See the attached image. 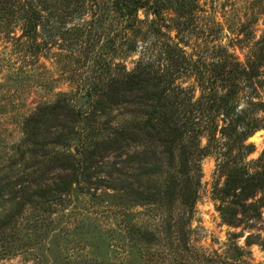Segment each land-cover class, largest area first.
Segmentation results:
<instances>
[{"label": "rangeland", "instance_id": "obj_1", "mask_svg": "<svg viewBox=\"0 0 264 264\" xmlns=\"http://www.w3.org/2000/svg\"><path fill=\"white\" fill-rule=\"evenodd\" d=\"M189 2L193 12L179 26V17L170 11L173 15L168 14L165 22L177 30L163 27L161 39L171 36L184 41L195 60L208 64L220 59L244 65L248 60L263 63L264 0ZM139 17L146 21L145 28L154 18L146 11H140ZM84 24L76 21L51 30L40 28L34 40L22 36V28L15 26L12 34L0 37V187H8L0 199V223L6 215L14 217L0 230V264H264L262 247L245 246L246 237L258 234L259 227H229L217 210L216 189L225 181L217 153L201 163L194 212L177 201L153 203L134 194V188L146 193L165 182L161 176L138 177L134 164L127 162L134 147L97 156L83 178L86 184H75L66 194L35 195L54 188L67 175L56 162L63 154L76 153L85 141L91 149L110 135V127L134 122L132 103L90 114L89 92L102 72L98 69L102 55L110 54L115 72L122 63L131 70L139 54L126 57L107 47L104 38L117 37L115 27ZM260 71L264 76V67ZM256 81L257 91L243 85L238 98L241 109H250L252 99L264 102V83ZM181 82L196 85L193 75ZM62 94L81 113L78 122L53 121L42 137L28 141L25 118ZM257 115L264 119V113ZM69 131V138L56 145L60 134ZM248 143L255 146L248 162L264 157V129ZM14 195L21 197L17 201L32 196L34 202L18 212L17 205L4 203ZM233 233L240 237L241 254L235 249ZM261 234L264 238V231Z\"/></svg>", "mask_w": 264, "mask_h": 264}, {"label": "trees", "instance_id": "obj_2", "mask_svg": "<svg viewBox=\"0 0 264 264\" xmlns=\"http://www.w3.org/2000/svg\"><path fill=\"white\" fill-rule=\"evenodd\" d=\"M188 3L189 0H0V37L12 34L11 30L17 26L22 28V36L34 40L39 37L40 28L51 30L80 21L91 28L115 27L117 37L111 39L104 35L107 47L126 57L139 54L131 70L122 63L115 72L110 54L102 55L98 60L101 63L98 69L102 72L96 76L89 92L90 114L96 116L118 105L132 103L134 122L110 127V135L91 149L85 141L76 153L63 154L56 162L67 175L54 188L41 189L35 195L66 194L75 184H86L85 177L97 156L134 147L127 162L134 164L138 177L161 176L165 181L146 193L134 188V194L153 203L177 201L194 212L201 187V163L217 153L219 171L225 178L223 185L216 189L217 210L229 227L250 230L258 226L259 233L249 234L245 246L258 245L264 249L261 234L264 231V157L246 160L255 152L249 139L264 129V119L257 115L264 113V102L252 99L248 104L250 109H241L238 103L243 85L249 84L257 91L256 80L264 83L260 73L264 60L258 65L249 60L244 65L235 59L208 64L195 60L184 41H176L171 36L161 39L163 27L170 32L172 28L177 30L166 24L168 14L179 17L178 26L180 20L192 14ZM140 11L154 17L148 21L147 28L143 27L146 21L140 19ZM192 75L196 85L185 86L181 79ZM108 76L110 79L105 81ZM80 115L65 94L59 95L53 103L37 107L25 118L24 135L32 142L42 137L44 131L48 132L53 121L78 122ZM71 134L70 131L60 134L55 144L61 145ZM7 188L0 187V199ZM19 198L15 196L4 203L17 205L20 212L27 203L34 202L32 196L24 201H17ZM13 218L6 215L0 230L13 222ZM231 236L241 254L243 247L237 242L240 237L236 233Z\"/></svg>", "mask_w": 264, "mask_h": 264}]
</instances>
